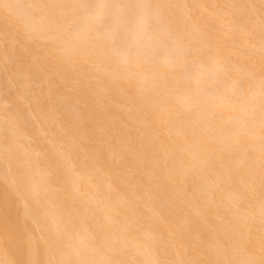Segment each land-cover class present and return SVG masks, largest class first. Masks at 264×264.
<instances>
[{"label":"bare ground","instance_id":"6f19581e","mask_svg":"<svg viewBox=\"0 0 264 264\" xmlns=\"http://www.w3.org/2000/svg\"><path fill=\"white\" fill-rule=\"evenodd\" d=\"M91 1L0 0V264H264V0Z\"/></svg>","mask_w":264,"mask_h":264},{"label":"rangeland","instance_id":"374dc122","mask_svg":"<svg viewBox=\"0 0 264 264\" xmlns=\"http://www.w3.org/2000/svg\"><path fill=\"white\" fill-rule=\"evenodd\" d=\"M89 1H91V0H88V3H89ZM95 2H96V1H95ZM91 3H92V1H91ZM91 3L88 4V5L91 6V5H94V4H95L94 2H93L92 4H91ZM109 15H111V14H109ZM111 17H113V16H111ZM107 19H110V21L112 20V19H111L110 17H108V16H107ZM110 21L107 22V23L110 24ZM100 22H102V21H100ZM111 23H112V22H111ZM100 24H101V23H100ZM103 26H104V23H103ZM103 26H102V25L98 26V27L100 28L99 30H101V27H103ZM127 28H128V27H127ZM134 28H135V27H134ZM130 30H132V28H131ZM130 30H129V28H128V29H127V32L130 33ZM138 30H141V28L138 29ZM127 32H126V34H125V33H124V34H125V35H129V34H127ZM137 32L140 33L141 31H137ZM138 33H136V34L138 35ZM140 34H142V33H140ZM137 35H136V36H137ZM141 36H142V35H140V36L138 35L139 38H140ZM138 37H137V38H138ZM141 38H142V37H141ZM154 45H155V44H154ZM157 46H158V44H157ZM157 46H156V48H157ZM159 47H161V45L158 46V48H159ZM161 49H162V48H161ZM156 50H157V52H159L158 49H156ZM155 52H156V51H155ZM160 52H161V51H160ZM157 54H158V53H157ZM263 77H264V76H262L261 79H263ZM262 81H264V80H262ZM262 81H261V82H262ZM261 84H262V83H261ZM260 87H262V88L264 87V82H263V86H260ZM263 89H264V88H263ZM260 90H261V89H260ZM260 90H259L258 92H260ZM260 93H262V96L260 95V97H261V98L264 97V90H262ZM258 95H259V93H258ZM262 100H264V98H263ZM260 102H261V105H264V104H262V101H260ZM260 102H259V103H260ZM263 103H264V101H263ZM261 105H260V107H256L257 109L255 108L257 112L254 111L255 109L253 110V112H255L256 114H259V113H260L259 108H261V112H262V106H261ZM258 106H259V105H258ZM253 112H252L251 117L254 116V115H253ZM256 114H255V115H256ZM259 115L261 116V113H260ZM259 115L254 116V117H253V121L256 120V119L258 120ZM257 117H258V118H257ZM255 118H256V119H255ZM257 120H256V121H257ZM256 121H254V122H256ZM263 140H264V138H263ZM263 140H262V142H263ZM262 142H261V144H262ZM261 144H260V145H261ZM262 145H264V144H262ZM263 147H264V146H263Z\"/></svg>","mask_w":264,"mask_h":264}]
</instances>
